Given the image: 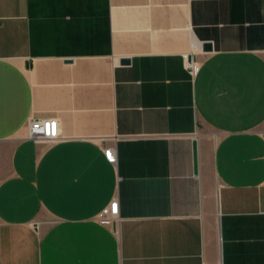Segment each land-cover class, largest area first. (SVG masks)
<instances>
[{"label": "crops", "instance_id": "obj_1", "mask_svg": "<svg viewBox=\"0 0 264 264\" xmlns=\"http://www.w3.org/2000/svg\"><path fill=\"white\" fill-rule=\"evenodd\" d=\"M0 264H264V0H0Z\"/></svg>", "mask_w": 264, "mask_h": 264}, {"label": "built area", "instance_id": "obj_2", "mask_svg": "<svg viewBox=\"0 0 264 264\" xmlns=\"http://www.w3.org/2000/svg\"><path fill=\"white\" fill-rule=\"evenodd\" d=\"M186 67L189 69L191 74H194L197 71L199 66V62L194 58H189L186 56ZM58 120L55 118H49L48 116L42 117L40 119H32L28 125V137L33 138L36 142H47L49 144L55 143L59 138V132H57L58 128ZM115 148L113 146H109L105 149V157L108 161L114 163L117 161V157L115 156ZM119 202L117 199L112 200L110 206L104 209L99 217L100 219H104V221L112 220L119 214Z\"/></svg>", "mask_w": 264, "mask_h": 264}, {"label": "water", "instance_id": "obj_3", "mask_svg": "<svg viewBox=\"0 0 264 264\" xmlns=\"http://www.w3.org/2000/svg\"><path fill=\"white\" fill-rule=\"evenodd\" d=\"M211 46H212L211 42L210 43H204L203 48H205L206 51H210V49H212ZM122 61L125 63L130 62L129 59H125V58H123ZM194 147H195V152H194L195 153V165L194 166L196 168L195 171L198 172V149H197V142L196 141L194 143Z\"/></svg>", "mask_w": 264, "mask_h": 264}]
</instances>
